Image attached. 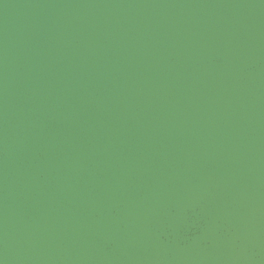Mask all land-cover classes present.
I'll list each match as a JSON object with an SVG mask.
<instances>
[{
	"label": "water",
	"instance_id": "water-1",
	"mask_svg": "<svg viewBox=\"0 0 264 264\" xmlns=\"http://www.w3.org/2000/svg\"><path fill=\"white\" fill-rule=\"evenodd\" d=\"M0 264H264V0H0Z\"/></svg>",
	"mask_w": 264,
	"mask_h": 264
}]
</instances>
